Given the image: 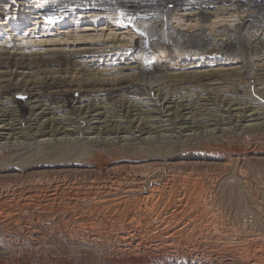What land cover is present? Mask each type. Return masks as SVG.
I'll return each instance as SVG.
<instances>
[{"label":"rangeland","instance_id":"374dc122","mask_svg":"<svg viewBox=\"0 0 264 264\" xmlns=\"http://www.w3.org/2000/svg\"><path fill=\"white\" fill-rule=\"evenodd\" d=\"M75 1L0 0V264H248L264 243V10Z\"/></svg>","mask_w":264,"mask_h":264},{"label":"bare ground","instance_id":"6f19581e","mask_svg":"<svg viewBox=\"0 0 264 264\" xmlns=\"http://www.w3.org/2000/svg\"><path fill=\"white\" fill-rule=\"evenodd\" d=\"M184 0H80V1H75L77 2L79 6H82V7H95V8H101V9H104V8H108V7H116L118 9V7H123V8H127L131 11H134L135 13H138V12H141V11H146V10H158L159 8H165L166 10L168 9L169 5H181L183 3ZM212 2H219V3H223L226 4V3H231V4H234V5H239V3H244V5H248L250 4L251 2L253 3L251 6V8L253 9H259L260 11L261 10H264V0H211ZM62 3H52V2H48L47 4L43 5L42 9L40 10V12H47V11H51L52 9H58V7L61 5ZM68 5V3H67ZM63 4L62 7L63 8H68V6ZM73 5V4H72ZM74 7V6H73ZM61 8V7H60ZM120 9V8H119ZM244 19V18H243ZM251 19H248V20H242L244 23L246 22H251L250 21ZM257 22H260L262 20H258L256 19ZM255 21V22H256ZM165 29H167L165 27ZM169 29V28H168ZM168 36V35H167ZM170 37H172V42L173 43H179L181 42V40L184 38L183 36H181L180 38H178V36H173V35H169ZM168 36V37H169ZM205 38L202 37V38H199L195 35H188L187 37H185L183 39V44H186L188 45L189 47H196L197 45H201L202 43L205 42ZM137 48H140L141 46L140 45H136ZM159 47V46H158ZM200 47V46H199ZM232 47V45L230 43H226L225 44V47L226 50H230V48ZM160 51H163V50H160ZM161 53V52H160ZM154 66V65H153ZM153 66H143V72L145 73H155L157 71V68L153 67ZM149 75V74H148ZM153 75V74H152ZM151 75V76H152ZM145 74H143L141 76V79L143 80L145 77ZM146 77H147V74H146ZM156 80H158L159 78L156 77L155 78ZM132 87H138L137 84H133ZM21 113H26V108L25 107H21ZM171 139V138H170ZM150 140V139H148ZM99 142V141H98ZM108 142V141H107ZM100 143H105V142H100ZM110 143V142H109ZM149 143V142H148ZM94 151L92 153H97L98 152V148L97 149H93ZM230 165V164H229ZM127 173V172H126ZM136 173V172H135ZM116 174V173H115ZM120 175V173H117V175H115L116 179L117 180H114V183H112L111 185H115V186H108V189H106V192L107 194L109 192H111V190L113 189H116L117 186H119V182L120 181V178H118V176ZM121 176V175H120ZM126 176V174H125ZM135 176V175H134ZM140 178V177H139ZM126 180V179H125ZM139 180L138 179V176L135 178H131V184L129 183L128 185H126L124 188H125V191H129V192H134V191H137L139 190V184L140 183H135V181ZM170 180V179H169ZM119 181V182H118ZM140 181V180H139ZM143 181V180H141ZM113 182V181H112ZM124 183V182H123ZM165 183V182H164ZM138 184V185H137ZM141 185V184H140ZM171 186V185H170ZM169 186V187H170ZM116 187V188H114ZM62 188V187H61ZM107 188V187H105ZM141 188V186H140ZM64 190V189H63ZM81 191V190H80ZM28 193V192H27ZM98 193V192H97ZM52 194H57L56 191L52 192ZM87 194V193H86ZM85 194V195H86ZM92 194V193H91ZM82 195V194H81ZM97 195V194H96ZM136 195V194H135ZM88 196V195H87ZM55 197V196H54ZM152 197V196H151ZM29 198V197H28ZM27 198V200H28ZM31 198V197H30ZM49 198V197H48ZM47 198V199H48ZM53 198V197H52ZM51 198V199H52ZM56 198V197H55ZM55 198H53L55 200ZM58 198V197H57ZM134 198V197H133ZM52 199V200H53ZM104 199V198H103ZM26 200V199H25ZM26 200V202H27ZM126 200V199H125ZM124 200V201H125ZM131 200V199H130ZM141 200V199H140ZM49 201V200H48ZM118 200H116L115 198H107V199H104L102 201H100V203H98V206H111V205H114V204H117L118 202H116ZM99 202V201H98ZM26 204V203H25ZM146 204V203H145ZM120 205V204H118ZM0 206H1V203H0ZM0 210H1V207H0ZM161 239V238H160ZM253 241V240H252ZM261 241V240H260ZM263 242V241H262ZM260 243L257 241V243L255 242H250V243H255V250H254V254L253 255H249L250 258H248V264H261L263 263L264 264V243ZM253 246V247H254ZM251 247V246H250ZM220 250V249H219ZM252 250V251H253ZM246 251V250H245ZM222 253V252H221ZM246 255L248 256V254L246 253ZM244 256V254L242 255ZM246 259V258H245ZM250 259V260H249ZM243 260V259H242Z\"/></svg>","mask_w":264,"mask_h":264}]
</instances>
